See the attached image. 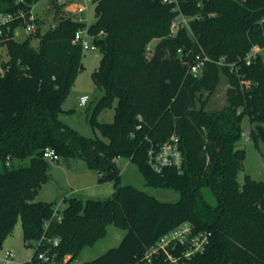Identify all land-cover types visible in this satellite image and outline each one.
I'll use <instances>...</instances> for the list:
<instances>
[{
  "label": "trees",
  "instance_id": "trees-1",
  "mask_svg": "<svg viewBox=\"0 0 264 264\" xmlns=\"http://www.w3.org/2000/svg\"><path fill=\"white\" fill-rule=\"evenodd\" d=\"M37 1L0 0V13L28 11ZM51 1L57 23L42 33L36 18L30 36H41L38 48L30 37L15 38L18 21L0 40V246L20 220L26 243L44 233L59 236V253L79 256L115 224L127 229L121 243L88 264H170L165 255L151 263L141 257L163 234L191 222L210 232V241L179 264H264V181L241 185L238 179L245 115L252 138L264 141V53L251 65L242 61L254 44L264 47V0H184V11L200 18L176 35L175 13L162 0H94L90 31L102 57L93 78L104 94L89 121L101 136L82 134L60 119L84 67V48L73 42L84 24ZM200 50L239 67L211 61L196 75L189 68ZM221 79L226 103L208 109ZM115 100L114 121H98L99 109ZM174 134L184 171L156 173L147 163L148 139L161 142ZM47 147L66 164L83 159L100 182L114 181L115 193L108 199L70 197L58 219L54 202L36 199L49 180ZM119 157L136 162L149 185L176 189L180 198L164 201L122 184Z\"/></svg>",
  "mask_w": 264,
  "mask_h": 264
},
{
  "label": "rangeland",
  "instance_id": "rangeland-1",
  "mask_svg": "<svg viewBox=\"0 0 264 264\" xmlns=\"http://www.w3.org/2000/svg\"><path fill=\"white\" fill-rule=\"evenodd\" d=\"M62 9L80 4L88 5L89 22L95 21L96 3H87L86 0H64ZM66 11V10H64ZM34 14L41 20L40 26L42 33H44L51 26L55 25L57 21L54 16V9L51 0H38L34 3ZM172 32V29H171ZM32 32L27 31L24 27L18 26L15 29V38L19 41H24L30 37V44L38 48L40 45L41 36L31 35ZM102 54L99 48L89 49L85 48L83 56V69L79 72L75 84L71 90L68 99L64 102L63 107L65 112L60 113V119L77 129L82 134L87 136H101V132L93 127L89 121V117L95 104L103 96L104 90L99 87L94 78L93 72L101 64ZM248 82V80H247ZM226 81L221 79L216 92L211 96L207 108L219 109L225 103ZM83 94L90 96L89 102L81 106L79 105V97ZM207 93H205L206 95ZM107 105L99 109L97 113L98 121L113 122L115 118L114 104ZM253 126L250 119L245 115L243 120L244 130ZM240 147L244 148V159L242 168L238 173L239 182L245 183L247 179L263 180L264 181V141L241 138ZM117 163L121 168V182L122 184H131L145 190L149 194L164 200L177 201L180 198L178 190L168 187H157L149 185L146 178L141 171L139 165L127 157H119ZM49 180L45 182L39 189L36 199L44 201L49 200L54 202L56 208L62 213L67 205V200L70 197H78L87 200L92 199H108L116 191L114 181L108 180L105 182L99 181L98 172L87 166L86 162L81 158H73L69 164H66L61 158L55 162H49L48 166ZM127 229L119 227L115 224H109L107 227V234L99 239L94 245L86 247L79 258L85 262L104 254L110 248L118 246ZM12 250L17 254L16 262L28 261L35 252L33 245L26 243L23 234V227L20 220L15 224L14 230L0 246V264H12L5 261V252Z\"/></svg>",
  "mask_w": 264,
  "mask_h": 264
},
{
  "label": "built area",
  "instance_id": "built-area-1",
  "mask_svg": "<svg viewBox=\"0 0 264 264\" xmlns=\"http://www.w3.org/2000/svg\"><path fill=\"white\" fill-rule=\"evenodd\" d=\"M61 5L64 4V0H58ZM171 6L175 13L172 20L171 28L172 34L176 35L180 28L191 29V21L200 18L198 15H191L184 11L182 7V1L184 0H162ZM207 0H197L198 5H201ZM239 2H246L247 0H236ZM87 3L94 2V0H86ZM67 12L74 13L77 19L83 23L82 27H79L75 32L73 39L74 43H79L85 48L95 49L98 46L94 42L96 35L90 31V22L88 18V5L76 4L67 7ZM36 15L34 14V4L28 11L24 9L18 12L0 13V40L3 38L6 30H9L11 23L14 21L19 22V26L24 27L29 32H36L37 23ZM191 33V30H189ZM101 34L103 31L100 32ZM147 50L152 53L153 45H149ZM179 55H184L182 48L178 49ZM192 50L187 51L189 55ZM264 53V47L258 44H254L249 52L245 55L242 61L251 65L257 61L259 56ZM216 61L220 65H227L231 70H237V62H230L226 56L221 57L219 60H215L207 55L204 50H200L195 53V59L190 64V71L196 75H201L207 68L208 62ZM247 84L248 82L245 81ZM90 96L87 94L79 97V105L84 106L89 101ZM142 125L138 124L137 128H141ZM243 136L246 139H251V129L246 128L243 131ZM149 140L147 148V163L149 167L156 173H163L167 169H174L178 173L184 171V155L181 149L180 139L178 135H171L169 138L156 142L152 139ZM44 157L50 162L58 160L57 152L47 147L44 151ZM55 214L58 219H61V214L56 208ZM47 225V222L46 224ZM211 233L208 231H197L195 226L191 222H183L177 227L171 229L167 233L163 234L157 239V241L151 246L147 247L141 257V261L151 263L155 258L160 255H165L166 260L170 264H179L183 259H190L195 254L203 252L210 241ZM59 236H48L44 233L38 240L28 241L35 248L34 255L26 262H16L17 254L12 250L5 252V261L12 264H88L83 261L79 256H74L71 253L61 254L58 251L60 245ZM139 264V262L129 263Z\"/></svg>",
  "mask_w": 264,
  "mask_h": 264
},
{
  "label": "crops",
  "instance_id": "crops-1",
  "mask_svg": "<svg viewBox=\"0 0 264 264\" xmlns=\"http://www.w3.org/2000/svg\"><path fill=\"white\" fill-rule=\"evenodd\" d=\"M83 95H84V94H83ZM89 100H90V99H89ZM88 102H89V101H88ZM88 102H87V103H88ZM38 193H39V191H38ZM38 193H37V196H38ZM37 200H38V199H37ZM39 200H41V198H40ZM43 200H44V199H43ZM45 201H49V200H45Z\"/></svg>",
  "mask_w": 264,
  "mask_h": 264
}]
</instances>
